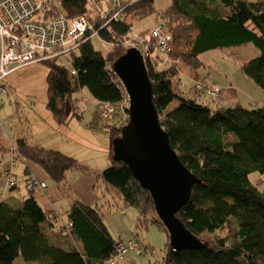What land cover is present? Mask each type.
Masks as SVG:
<instances>
[{"label":"trees","instance_id":"trees-1","mask_svg":"<svg viewBox=\"0 0 264 264\" xmlns=\"http://www.w3.org/2000/svg\"><path fill=\"white\" fill-rule=\"evenodd\" d=\"M154 2L138 0L125 8L123 21L107 24L98 12L99 0H53L47 17H85L99 29V38L112 47L104 56L94 50L92 41L83 45L77 53L69 54L70 69L59 64V59L44 62L48 68L47 109L58 125H65L77 116L76 106L69 101L82 90H88L99 105L124 103L127 94L112 65L127 52L124 44L132 37L133 22L159 13L158 23L172 36L171 62L158 69L149 62L154 103L172 147L201 181L193 187L190 201L177 217L205 246L174 251L151 194L125 163L114 158L112 142L129 122L127 108L123 109L126 124L109 127L111 166L101 179L118 205L138 212L139 226L155 224L166 231V264H264V192L250 180L254 172L264 175V108L240 105L214 109L202 103L201 97L206 94L198 87L181 88L179 71L180 65L194 70L205 66L199 57L208 51L251 43L259 56L245 63L242 71L264 91V1L173 0L164 12L156 11ZM174 102L179 106L167 111ZM16 146L24 159L43 168L60 187L67 184L70 171L81 169L78 160L59 151L31 146L24 139H18ZM68 221L74 226L69 238L76 247L71 251L54 245L47 235L48 228L55 230L54 217L33 196L21 208L0 202V264H13L18 258L26 263L108 264L135 252L117 256L118 243L98 207L74 200ZM131 240L138 242L136 238Z\"/></svg>","mask_w":264,"mask_h":264},{"label":"rangeland","instance_id":"rangeland-1","mask_svg":"<svg viewBox=\"0 0 264 264\" xmlns=\"http://www.w3.org/2000/svg\"><path fill=\"white\" fill-rule=\"evenodd\" d=\"M172 3L173 0H155L154 2L158 12L166 11L172 6ZM158 14L135 20L131 36L135 33L139 34L151 30L161 23ZM92 46L95 51L102 53L104 56L109 53L112 47L99 37L92 40ZM128 50L126 49V51ZM257 56H259V51L251 43L240 47L217 49L203 53L199 59L205 66L195 70V72L202 76L205 83L194 84L191 78L182 76L185 81L182 82L181 88L185 90L187 87L190 89L201 84L213 87L216 83L221 89H235L242 96L240 105L243 107L251 109L264 108L263 89L242 71V66ZM69 60H72V56H63L58 60V63L70 69L71 62ZM47 72L48 68L44 63L31 64L13 73L6 80L5 95L0 107V160L2 159V162L9 161L12 150H17L16 144V147H14L12 143L21 137V139H29L30 143L45 144L52 149L60 148L61 150L67 149L70 144H76L74 141L77 140V160L81 169L68 173L67 184L61 186L64 198L62 202L55 205L56 209L65 218L72 201L78 200L76 198L78 195H75L73 188L72 174L75 172L78 174L77 182H75L77 187L83 185L85 180L83 177L89 175L94 181L92 193L99 199L98 202H92L94 203L92 207H98L101 210L104 222L112 237L117 243L124 244L136 238L143 250V255L130 252L123 258H116L114 263L109 262L108 264H166L164 262L165 250L169 243L166 231L155 224H150L148 227L139 226L138 212L133 208H122L118 205L115 195L107 189L101 179L102 173L111 166L109 159L110 144L108 143L110 141V129L106 128L107 122L98 117L100 106H98L97 101L86 89L73 95L75 100L78 99L76 105L82 113V118L80 121L76 120L78 130L76 127L72 128L73 131L66 129V132L70 134V138L65 137L64 127L57 124L52 113L47 109ZM201 101L211 105L214 109L236 106L229 102H223L222 99L217 102L208 95H203ZM178 106L179 103L174 102L167 111H171ZM113 108L115 110L113 124H117L126 112L124 113L123 103L114 104ZM82 131L88 132L91 140L74 135L75 132L80 135ZM14 175L18 181V187L8 192H6L5 185H3V180L6 181V179L0 176V194L5 197L2 198L3 196L0 195V199L2 201L6 199L4 203H15V207L21 208L26 199L31 194L38 193V191L29 192L27 180L30 174L25 175L24 164H17ZM250 180L264 192L263 174L254 172L250 175ZM51 183L55 184L52 180L49 184ZM67 187L70 188L66 189ZM10 196H13L14 200L9 201L8 197ZM14 264L41 263H26L22 258H18Z\"/></svg>","mask_w":264,"mask_h":264},{"label":"built area","instance_id":"built-area-1","mask_svg":"<svg viewBox=\"0 0 264 264\" xmlns=\"http://www.w3.org/2000/svg\"><path fill=\"white\" fill-rule=\"evenodd\" d=\"M52 1L0 0V107L5 95L6 80L13 73L31 64L60 59L99 37V29L85 17L72 20L64 16L47 17ZM136 1L138 0H99L97 8L101 19L108 20L107 24L113 21L120 22L125 19V8ZM171 41V34L162 24H158L152 31L143 35L135 33L127 39L124 46L126 49H138L145 57L147 66L150 62L158 69L167 67L171 62L169 57ZM71 73L73 76L76 75L75 70ZM198 88L212 99L217 100L220 96V87L201 84ZM99 106V118L111 123L115 115L113 105L104 103ZM128 106L127 97L123 109ZM21 161L22 155L14 149L9 163L11 169L2 171L3 163L0 162V176L7 178L8 186L11 188L17 187L18 184L12 168ZM27 182L30 193L44 192L48 187L46 182L36 177H29ZM54 222L57 234L72 236L73 223L65 221L58 214L54 215ZM129 251L143 254L139 243L134 240L126 244L120 242L116 246V254L119 257Z\"/></svg>","mask_w":264,"mask_h":264},{"label":"water","instance_id":"water-1","mask_svg":"<svg viewBox=\"0 0 264 264\" xmlns=\"http://www.w3.org/2000/svg\"><path fill=\"white\" fill-rule=\"evenodd\" d=\"M123 85L129 106V122L113 142V156L125 163L147 190L157 215L170 236L174 251L199 250L205 244L177 217L201 181L182 163L160 122L154 103L153 83L142 53L129 49L112 65Z\"/></svg>","mask_w":264,"mask_h":264},{"label":"crops","instance_id":"crops-1","mask_svg":"<svg viewBox=\"0 0 264 264\" xmlns=\"http://www.w3.org/2000/svg\"><path fill=\"white\" fill-rule=\"evenodd\" d=\"M179 71H180L181 77L182 76H187L188 78H191V80H193L192 82L194 84L203 82L202 76L199 75L197 72H195L194 69H192V68H190V67H188L186 65H180L179 66ZM182 80L185 81V79H183V77H182ZM203 83H205V82H203ZM214 84H215V86L220 87L218 84H216V83H214ZM241 98H242V96H240L235 89H233V88H222L221 92H220V96H219V98L216 101L218 102L220 99H222L223 102H229L230 104H235L236 106H240ZM77 100H75L73 96L70 99L71 105L72 106L73 105L76 106L77 116L74 117L73 119H71L70 121H68L67 124L61 125L65 129L63 131V133H64V136L67 137V138H70V134L66 132V129L72 130V128H75V127L77 129L76 120L80 121L81 118H82V116H81L82 113L79 111L78 105H76ZM73 101L75 103H72ZM97 104L99 106L98 102H97ZM124 113H125V111H124ZM125 114H124V116L121 117V120L117 124H113V121L111 123L107 122L106 128L113 127V126H115V127L124 126L126 124V118H127V114L126 115ZM98 117H99V113H98ZM74 135L76 137L86 138V140H89V139L91 140L90 135L86 131L80 132V135H78L77 132H75ZM24 140H26V142L29 145H31V146L37 145V146L43 147V148L48 149V150L59 151V152L65 154V155H68V156H70V157H72V158L77 160V140L74 141L76 144H70L69 146H67V149H64V150H61L60 148L52 149L51 147H48L45 144H39V143L36 144V143H33V142L30 143L31 141L29 139H27V138H24ZM52 142H54V141H52ZM13 143H12V146H15V144L17 145V141L13 142ZM108 143L110 144V141H108ZM11 157H12V153H11ZM8 160L9 161H4V162H2L3 161L2 159L0 160V162H2L3 165H4V166L3 165L1 166L2 171L11 169L10 165H9L10 159H8ZM19 163L25 165V175L26 176H27V174H30L29 177H36L40 181L46 182L47 186H48L47 190H45L44 192L38 191V193H33L30 196H33L36 199V201L39 203V205L44 209L45 212H47L49 214L50 217H52V216L54 217V215L58 214L65 221H68V212L66 214V217L64 218L62 216L61 212H59L56 209V207H55V205H58L60 202H62L63 198H64L63 194L61 192V187L58 184H56V183L55 184H53V183L49 184V182H51L50 176L48 174H46V172L43 170V168H41L39 165H37V164L27 160V159H24V158H23V161L18 162L17 164H19ZM17 164H15V166L12 168V173L13 174H14V170H15ZM74 170L77 171L76 169H74ZM71 172L72 171H70L69 173H71ZM72 175H73L72 176L73 188H74L75 193H76L75 195L76 196L78 195L76 198L78 200H81L87 206H92L94 204L92 202H98V200H99L98 197L92 193V189L94 187V181L92 180V178L89 177V175L83 177V179H85L84 182H83V185H81L80 187L79 186L77 187V183H75V182H77L78 174H77V172H75ZM67 177H68V175H67ZM5 179H6V181L3 180L4 181L3 185H5L4 188L6 189V192L11 191L12 189H14V188H10L8 186V180H7V178H5ZM0 195H2V194H0ZM2 196H3L2 198H5L4 195H2ZM8 199H9V201H11V200H14V197L10 196V197H8ZM5 201H6V199H4V201H2L0 199V202H5ZM10 205L15 206V203H11L10 202ZM47 235L50 237V239L52 237V242L54 243V245H56V246H58V247H60V248H62L64 250L71 251V250L74 249V247H76V246H74L75 243L72 240L68 239L65 236L57 234L56 231L54 229H52V228L51 229H49V228L47 229Z\"/></svg>","mask_w":264,"mask_h":264}]
</instances>
